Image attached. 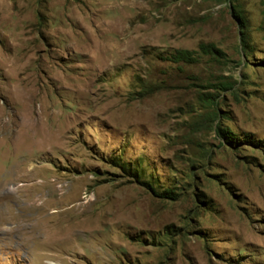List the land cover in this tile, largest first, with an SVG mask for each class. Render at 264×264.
I'll return each mask as SVG.
<instances>
[{
  "label": "rangeland",
  "instance_id": "1",
  "mask_svg": "<svg viewBox=\"0 0 264 264\" xmlns=\"http://www.w3.org/2000/svg\"><path fill=\"white\" fill-rule=\"evenodd\" d=\"M0 104V264H264V0H0Z\"/></svg>",
  "mask_w": 264,
  "mask_h": 264
},
{
  "label": "bare ground",
  "instance_id": "2",
  "mask_svg": "<svg viewBox=\"0 0 264 264\" xmlns=\"http://www.w3.org/2000/svg\"><path fill=\"white\" fill-rule=\"evenodd\" d=\"M1 105V104H0ZM6 117L4 116V112H3V110H2V108H1V106H0V122L2 123V125L3 124H7V121L8 120H6L5 119ZM35 199V198H34ZM36 200V199H35ZM35 200H33L32 201V205L33 206H36L35 205ZM49 233L50 234H56V235H58V237L57 238H55V239H53L55 242H58V241H60V240H62V236L64 237V236H66L68 233H69V235L70 234H73L74 233V231L73 230H67V231H65V230H62V229H51L50 231H49ZM35 236V235H34ZM53 241V242H54ZM61 243V242H60Z\"/></svg>",
  "mask_w": 264,
  "mask_h": 264
}]
</instances>
